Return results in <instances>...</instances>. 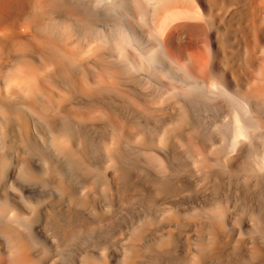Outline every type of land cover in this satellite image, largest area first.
I'll return each instance as SVG.
<instances>
[{"label":"bare ground","instance_id":"1","mask_svg":"<svg viewBox=\"0 0 264 264\" xmlns=\"http://www.w3.org/2000/svg\"><path fill=\"white\" fill-rule=\"evenodd\" d=\"M262 169L264 0H0V264H264Z\"/></svg>","mask_w":264,"mask_h":264},{"label":"rangeland","instance_id":"2","mask_svg":"<svg viewBox=\"0 0 264 264\" xmlns=\"http://www.w3.org/2000/svg\"><path fill=\"white\" fill-rule=\"evenodd\" d=\"M220 144H221V145H220ZM156 146H157L158 148H160V145L156 144ZM211 146H212L211 149H213V150H218V149H220L221 147L224 146V142H216V143L211 144ZM215 147H216L217 149H216ZM211 151H212V150H211ZM236 172H237L236 175H239V174L241 175V173H242V172H240V170H236ZM248 172H249V171H248ZM250 172H251V176H252V171H250ZM250 172L247 173V174L249 175ZM253 172H254V173H253V176L257 177L258 175H262V174H264V169H262V171H257V172H256V171H253ZM261 172H262V174H261ZM256 173H257V174H256ZM9 183H11V184L9 185ZM9 183H8V186H9L8 188L10 189V187H11V189H12V187H13V181H10ZM11 185H12V186H11ZM21 205H23V204H20L19 206H21ZM15 213H16V209H15V210L13 209V210L11 211V213H10L8 216H10V217H11V216H14ZM105 250H106V251H105ZM105 250H104V253H105V252L108 253V249H105ZM106 253H105V254H106Z\"/></svg>","mask_w":264,"mask_h":264}]
</instances>
